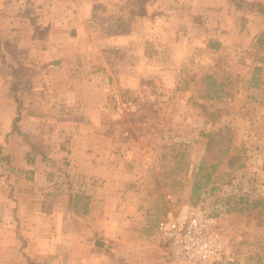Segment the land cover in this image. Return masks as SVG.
I'll return each mask as SVG.
<instances>
[{
  "label": "rangeland",
  "instance_id": "rangeland-1",
  "mask_svg": "<svg viewBox=\"0 0 264 264\" xmlns=\"http://www.w3.org/2000/svg\"><path fill=\"white\" fill-rule=\"evenodd\" d=\"M16 2L27 14L19 34L47 39L40 73L21 68L10 90L30 119L18 123L27 130L26 143H8L11 150L20 146L9 166L25 158V167L10 170L1 160L0 264H92L78 261L81 252L60 248L83 242L85 233L76 227L86 221L73 217L72 225L67 210L85 201L93 211L122 208L124 223L112 227L114 236L123 229L129 242L163 251L157 222L167 212L195 207L216 218L225 240L227 254L215 264H264V40L258 42L264 15L231 0ZM56 55L66 62L55 66ZM29 78L50 88L18 90ZM90 130L112 133L101 138V149L111 152L101 154V162L120 170L107 171L119 187L99 191L100 182L65 154L74 132ZM30 143L42 155H30ZM224 147L227 155L211 177L217 188L209 191V184L196 197L197 165ZM228 156L236 157L232 168ZM41 168L52 173L47 184L43 172L35 174ZM34 184L42 189L38 195ZM76 192L81 196L72 197ZM2 193L9 194L6 205ZM87 194L95 200H85ZM98 232L91 236L101 239Z\"/></svg>",
  "mask_w": 264,
  "mask_h": 264
},
{
  "label": "crops",
  "instance_id": "crops-1",
  "mask_svg": "<svg viewBox=\"0 0 264 264\" xmlns=\"http://www.w3.org/2000/svg\"><path fill=\"white\" fill-rule=\"evenodd\" d=\"M245 1L264 2V0ZM19 5L21 4L16 2V0H0V25L5 26L3 30L0 29V32H2L0 33V165H4V163L1 164V160H4L7 164L5 166L10 170L15 171L20 169V165L21 167H25L24 162L27 159L24 158V162L17 159L18 161L16 167L9 166L10 162L12 163L13 156H20V146L17 147L16 150H11L8 143H10V141L13 139L18 141L17 144H19L20 141L26 143L27 130L19 128L18 123L20 121H26L30 119V117H27L26 115L24 116L21 107L23 104L21 99L12 97L10 90L12 88L14 89V86L17 85L14 83L15 78L18 77V75H23L24 72H22L21 68H27L31 76L40 73L39 66L41 64L40 60H42L40 55L43 53L42 49H44V42L47 39L39 35L25 36L24 34H19V31H22L19 24L23 23L27 18V14H25L23 11L24 5ZM37 8V5L31 6V13H33L32 15H34V13L36 14L35 10ZM31 17L32 16H30V19H32ZM11 22H14L16 26L19 27V29H13L12 27L14 25ZM6 39H8L9 43L12 41L11 46L7 43L1 45ZM38 43H43L41 46H39V50L37 47H35V45ZM22 46L25 47V51L22 50ZM66 60L67 59L65 57L62 58L61 56L56 55L52 62L55 64V66H57V64H63V62H66ZM45 88H50L49 83H42L41 87L38 86L36 82H32V78H29L27 84H22L20 87H18V90L36 91L38 89ZM15 117L18 119L16 121V129L13 130V122ZM68 120L69 118L67 116L63 121ZM111 136L112 133L108 131L102 133L93 130L82 133L80 131H76L68 138V145L65 149V154L69 157L68 159H70V161L77 166L79 171L86 173L89 177L96 178L100 182L99 191L101 190V187L113 188L119 187L120 184V181L113 180L108 176L109 170L115 172L120 171L118 168L116 169L115 164H112L106 160L101 162V154L108 155L111 153L108 149H101V138ZM30 144L32 148L35 149H33L35 152L29 154H40L41 150L36 151L37 148L33 147L32 143ZM21 147L23 148L24 146L21 145ZM30 160L32 161V158H30ZM50 162L53 171L54 169L58 168L55 164L57 163L55 160H51ZM40 171L43 172V169L41 168L40 170L36 171L35 174L40 176ZM43 174L44 181L47 179V175H49L50 178L52 175V173L49 174L44 172ZM0 183L3 185L4 181L0 180ZM45 183L47 184L48 182L45 181ZM36 188V184H34V193H37L38 195L41 193L42 189L36 190ZM79 196H81L79 192L72 194V197ZM72 197H70V201L72 200ZM99 197L100 196H98V198ZM83 198L85 200H88L89 198L90 201L95 200V198L89 194H87L85 197L83 196ZM17 199H20V196H17ZM2 202H4L5 205L9 203L8 193L6 195L2 193ZM17 202L20 201L18 200ZM86 202L87 201H85L82 206H77L75 203L73 204L72 208L68 206L70 203H66V208L67 206L70 208L67 210V215L70 218L72 217L71 223L75 222L73 217L86 221V224L84 225L85 227H76V229L85 233L83 242H80L77 245L68 242V244H65V246H63V244L60 247L61 250L81 252L79 254L81 259H78V261L81 260L80 262L86 263L87 260H91L92 264H188L186 262H173L172 260H169L166 251H163V249L157 245L148 242H129L125 237L126 234L124 233L123 229L120 230L121 227L118 228L120 231L118 230L119 232L116 236H114V234H116V229L113 230L112 227L115 228L116 224L119 226V224L124 223L123 209L119 207H113L109 209L107 207L105 210L103 206H101V210L99 208L97 211H93L94 206H87ZM5 215L7 217L5 219L9 223V221L12 219L9 217L8 212ZM6 220L2 221L6 222ZM96 231L97 234H100L98 231H101V239L98 236L95 238L91 236ZM119 233L121 236L120 238L118 237ZM55 248L56 247H54V249Z\"/></svg>",
  "mask_w": 264,
  "mask_h": 264
},
{
  "label": "built area",
  "instance_id": "built-area-1",
  "mask_svg": "<svg viewBox=\"0 0 264 264\" xmlns=\"http://www.w3.org/2000/svg\"><path fill=\"white\" fill-rule=\"evenodd\" d=\"M157 232L173 262L215 264L227 254L216 218L192 206L167 212L157 222Z\"/></svg>",
  "mask_w": 264,
  "mask_h": 264
},
{
  "label": "trees",
  "instance_id": "trees-1",
  "mask_svg": "<svg viewBox=\"0 0 264 264\" xmlns=\"http://www.w3.org/2000/svg\"><path fill=\"white\" fill-rule=\"evenodd\" d=\"M231 1H233L235 6H244L245 8H249V9H253V10L257 9V11L259 13L264 15V6L261 3H257L255 1L249 2V1H245V0H231ZM263 40H264V34L259 39V41H258L259 44H262ZM262 59H264V58H262ZM261 69H262V66H260V65L253 67V75L251 78L252 81H254L253 83H257L255 81L256 73L260 72ZM211 86L214 87V83L211 84ZM17 119H18L17 117L14 118L13 130L16 129ZM116 122H118V121H116ZM127 131L129 133L131 132L129 129H127ZM108 132H110V131H108ZM32 145H33V147L38 149L37 144L33 143ZM211 146H212V142L209 141V147H208L209 155H210V151L212 150ZM227 152H228V149L226 147H224L220 150V153L217 156H215V155L212 156V154H213L212 153L211 154L212 157H210L208 159V162L206 161V159H204L203 161H201L197 165L196 170H195V174H194V179H193L192 186H191L192 194H196V197H198L200 190H202L206 187L208 188L209 184H210L209 191H212V190L214 191L217 188V181L213 180L211 182V180H212L211 177H212L213 173L217 170L219 164L222 163V161L226 157ZM235 160H236L235 156H228L227 162L231 164V168H232V164L235 162ZM242 164H243L242 162H238L235 165L241 166Z\"/></svg>",
  "mask_w": 264,
  "mask_h": 264
}]
</instances>
